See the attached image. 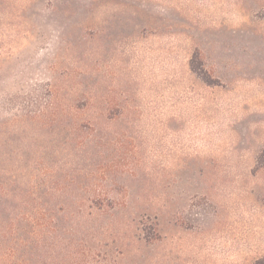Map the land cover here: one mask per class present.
I'll return each mask as SVG.
<instances>
[{
	"label": "rangeland",
	"instance_id": "rangeland-1",
	"mask_svg": "<svg viewBox=\"0 0 264 264\" xmlns=\"http://www.w3.org/2000/svg\"><path fill=\"white\" fill-rule=\"evenodd\" d=\"M0 264H264V0H0Z\"/></svg>",
	"mask_w": 264,
	"mask_h": 264
}]
</instances>
